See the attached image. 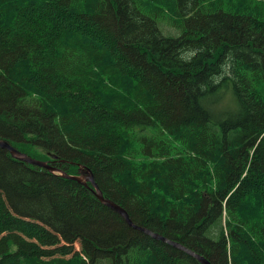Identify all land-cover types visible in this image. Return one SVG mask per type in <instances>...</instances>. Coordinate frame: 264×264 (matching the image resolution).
Listing matches in <instances>:
<instances>
[{
    "label": "trees",
    "instance_id": "trees-1",
    "mask_svg": "<svg viewBox=\"0 0 264 264\" xmlns=\"http://www.w3.org/2000/svg\"><path fill=\"white\" fill-rule=\"evenodd\" d=\"M0 139L89 167L213 264H264V218L232 199L264 171V0H0ZM0 264L201 263L0 146Z\"/></svg>",
    "mask_w": 264,
    "mask_h": 264
},
{
    "label": "water",
    "instance_id": "water-1",
    "mask_svg": "<svg viewBox=\"0 0 264 264\" xmlns=\"http://www.w3.org/2000/svg\"><path fill=\"white\" fill-rule=\"evenodd\" d=\"M0 146L7 149L14 157L25 161L27 163H30L32 165L35 166H39L41 168H45L50 172L53 173H57L59 175H62L63 177H66L68 179L71 180H75L78 183L84 184L85 186H88L90 188H92V190L94 191V193L96 194V197L105 205H107L108 207L112 208L113 210L117 211L125 220L126 222L136 228V229H140L142 231H144L145 233H147L148 235L152 236L155 239L161 240L165 243L171 244L183 251H185L186 253L190 254L191 256L195 257L201 264H213L207 257H205L204 255L197 253L195 251H193L192 249L184 246L183 244L179 243L178 241L175 240H171L168 237H165L164 235L158 233V232H154L151 229H148L146 227H141L139 225H137L130 217L128 211L121 206L120 204H118L117 202L107 198L103 191L101 190L99 184L96 182L94 174L92 172V170L84 165H80V174H76V175H72L67 173L66 171H64L63 169L56 167L53 165L52 161H45V160H41V159H37L34 158L30 155H28L25 152H22L20 150H18L16 147H14L11 143H9L7 140H1L0 139ZM50 156L53 159H57V155L56 154H50Z\"/></svg>",
    "mask_w": 264,
    "mask_h": 264
},
{
    "label": "rangeland",
    "instance_id": "rangeland-1",
    "mask_svg": "<svg viewBox=\"0 0 264 264\" xmlns=\"http://www.w3.org/2000/svg\"><path fill=\"white\" fill-rule=\"evenodd\" d=\"M158 8L160 9L158 18L161 20V26L163 27V30L173 35L178 34L180 32L178 29V24L180 21L176 19L178 16H175L174 18L171 13L168 12L167 9L162 5H159ZM27 153L31 156H37L42 159L44 158L43 156H40V153H43L42 149H32V151H27ZM252 158L249 154L248 159L251 162ZM260 181H264V171L260 170L257 166H249L240 180V191H234L232 199L234 201L245 200L248 204H250L253 214L256 212L262 216L261 218H264V196L258 185Z\"/></svg>",
    "mask_w": 264,
    "mask_h": 264
},
{
    "label": "bare ground",
    "instance_id": "bare-ground-1",
    "mask_svg": "<svg viewBox=\"0 0 264 264\" xmlns=\"http://www.w3.org/2000/svg\"><path fill=\"white\" fill-rule=\"evenodd\" d=\"M227 8V7H226ZM223 82V81H222ZM129 102H130V100H129ZM123 104V103H122ZM131 106V105H130ZM128 108V107H127ZM251 114V113H250ZM125 134V133H124ZM122 135V134H121ZM167 136V135H166ZM121 137V136H120ZM126 137V136H125ZM122 139V138H121ZM124 139V138H123ZM126 139H128V138H126ZM2 140V139H1ZM125 141V140H124ZM127 141V140H126ZM125 143V142H124ZM121 145H123V147L126 145V143L125 144H121ZM15 147V146H14ZM122 147V146H121ZM125 148V147H124ZM18 149V148H17ZM123 149V148H122ZM19 150V149H18Z\"/></svg>",
    "mask_w": 264,
    "mask_h": 264
}]
</instances>
